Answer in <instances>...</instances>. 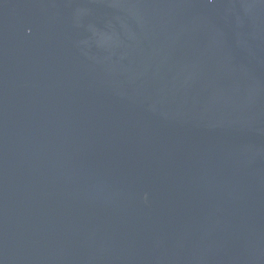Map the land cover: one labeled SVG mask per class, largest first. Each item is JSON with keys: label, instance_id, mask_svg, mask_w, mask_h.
<instances>
[{"label": "water", "instance_id": "water-1", "mask_svg": "<svg viewBox=\"0 0 264 264\" xmlns=\"http://www.w3.org/2000/svg\"><path fill=\"white\" fill-rule=\"evenodd\" d=\"M0 264H264V0H0Z\"/></svg>", "mask_w": 264, "mask_h": 264}]
</instances>
